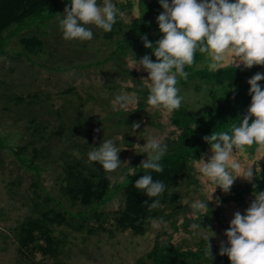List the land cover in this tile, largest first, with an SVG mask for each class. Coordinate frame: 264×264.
Here are the masks:
<instances>
[{
  "label": "rangeland",
  "instance_id": "1",
  "mask_svg": "<svg viewBox=\"0 0 264 264\" xmlns=\"http://www.w3.org/2000/svg\"><path fill=\"white\" fill-rule=\"evenodd\" d=\"M116 1L119 0L113 3ZM132 1L135 9L126 14L125 22L140 14L138 0ZM70 2L57 0L38 17L16 22L0 34V264H13L15 227L25 215H37L39 209H52L89 222L81 232L66 230L67 246L62 254L54 259L40 256L43 264H135L154 245L155 264H203L207 258L205 237L209 238L211 250L222 242L227 245L224 233L234 213L244 214L255 199L254 191L264 192V150L257 151L259 145L255 143L237 151L236 159L242 166L254 165L255 169L257 165L256 179L249 183L238 177L228 193L220 188L215 190V184L195 166L196 160H206L211 155L210 145L203 137L211 135L214 129L218 132L215 125L224 116L223 110L214 106V99H221L225 91L230 94L238 88H249L247 80L255 73L230 84L207 82L205 73L217 72L215 69L231 63L213 68L209 53L196 52L193 64L185 65L187 79L178 77L179 95L183 97L181 108L153 109L144 102L148 90L141 78L147 77V73L130 70L134 57L139 60L148 55L155 61L152 49L145 48L141 38L129 36L118 21L107 33L90 25L94 35L91 41L64 40L58 28V15ZM32 35L41 39L42 45L22 43L31 40ZM147 37L154 44L162 34L151 30ZM258 72L264 73V67ZM68 87H75L76 94L60 102L57 90ZM211 91L216 93L215 97ZM132 92L138 98L143 95L137 104L126 109L113 108L116 95ZM14 94L36 97L15 105L9 101ZM29 116L68 129L49 158H35L30 146L21 147L31 137L25 129L31 125ZM134 122L140 123L135 133L131 129ZM184 131L192 133L189 139L184 145L179 143L174 153H166L161 161L163 164L169 158L186 160L189 167V173L173 190L178 194L175 211L164 207L162 214H170L167 226L153 229L150 223L145 235H131L129 231H116L113 236L102 231L89 233L88 227L97 223L92 215H110L122 208L125 185L145 170L140 164L147 154L141 153L136 144L143 146L149 135L176 137ZM108 139H113L121 149L119 159L127 164L107 172L110 184L101 202L85 206L72 201L62 191L60 151L80 154L81 144L86 143L88 151ZM196 199L208 202L209 209L194 217L190 203ZM194 223L201 224L203 235L190 229Z\"/></svg>",
  "mask_w": 264,
  "mask_h": 264
},
{
  "label": "clouds",
  "instance_id": "2",
  "mask_svg": "<svg viewBox=\"0 0 264 264\" xmlns=\"http://www.w3.org/2000/svg\"><path fill=\"white\" fill-rule=\"evenodd\" d=\"M158 2L163 11L156 17V22L162 37L154 44L146 34L141 37L144 47L152 49L156 60L144 55L139 60L134 57L130 62V70L147 73L141 81L148 90L146 102L153 109L173 111L181 108L183 97L179 95L178 77L187 79L185 65L193 64L196 52L209 53L213 68L227 62L234 68L264 66V0ZM118 17L122 20L127 18L113 0H102V3L98 0H71L63 13L58 15V28L64 40L91 41L94 35L90 25L106 33L111 32ZM262 80L264 73L261 72H256L247 80L251 103L239 123L231 126L230 132L218 131L203 137L210 145L211 155L206 160L204 157L196 160L195 166L203 177L215 184V190L220 188L228 193L238 177L249 183L256 179L257 165L255 169L254 165L242 166L236 159V153L253 143L259 145L257 151L264 150V87L259 83ZM138 99L135 92L121 93L115 96L112 106L114 109H126L137 104ZM139 128L138 122L131 125L133 133ZM144 141L143 146L136 144L141 153L147 154L140 167L163 173L161 161L168 148L165 137L149 135ZM120 152L114 140L108 139L93 147L87 153V160L99 163L105 172L111 173L121 164H127L119 159ZM134 188L152 200L151 203L144 201L148 210L152 211L161 207L160 200L152 198L161 196L167 185L146 173L135 181ZM253 188H256L255 184ZM253 195L255 199L244 214L236 211L224 233L227 246L222 242L219 254L226 255L231 264H264V192L254 191ZM190 209V214L195 217L209 209L208 202L196 199L190 203ZM149 221L153 229L167 226L163 217H149ZM190 229L203 235L201 224L194 223ZM205 239L206 255L211 259L209 238Z\"/></svg>",
  "mask_w": 264,
  "mask_h": 264
},
{
  "label": "trees",
  "instance_id": "3",
  "mask_svg": "<svg viewBox=\"0 0 264 264\" xmlns=\"http://www.w3.org/2000/svg\"><path fill=\"white\" fill-rule=\"evenodd\" d=\"M57 0H0V34L9 26L16 22H21L30 17H38L46 8L54 4ZM115 4L126 14L132 13L135 9V3L132 0H119ZM140 14L134 18L124 21L117 18V24L124 26L126 33L131 37L141 38L143 35L149 36L151 30L160 33L159 26L156 22V17L163 11L158 0H138ZM120 26L122 29L123 27ZM31 40L23 41L24 45L40 46L41 39L36 35H32ZM264 66H253L245 69L243 66L234 68L231 66L219 67L206 75L207 82H215L223 85L225 83L237 82L239 79L246 78L252 73L258 72ZM219 69V70H218ZM226 74V75H224ZM264 87V80L259 82ZM211 96L215 97L216 93L211 91ZM76 94L75 87H68L57 90V99L60 102L66 97H71ZM36 94H28L26 98L22 95L14 94L10 97V102L15 105H20L24 102L34 100ZM140 95L139 98H142ZM144 102H146L147 97ZM214 106L223 110L224 116L218 125V131L230 132L233 124H238L239 120L246 114V110L251 103V96L249 95V88L242 87L236 89L233 93L228 94L224 92L221 99H214ZM223 114V113H221ZM218 119V118H217ZM216 119V120H217ZM27 133L31 136L29 140L25 141L26 145L23 148L30 146L31 152L35 158L43 159L49 158L55 151L58 143L64 138L66 132L63 125H56L51 121H43L37 119L36 116H29ZM190 124H192L190 122ZM188 127V126H186ZM181 127L178 126L180 130ZM215 130V129H214ZM212 131V133L214 132ZM211 133V134H212ZM192 133L184 131L182 135L176 137H166L165 143L168 145L166 153H174L177 150L179 143L185 144ZM36 137L37 142L35 144ZM80 154L68 152L66 150L60 151V158L62 159L63 185L62 191L72 201H77L81 205L89 206L101 202L109 187L110 179L107 172L99 163L87 160L86 143L81 144ZM206 146V145H205ZM1 148V147H0ZM1 151V149H0ZM164 167L163 173L151 172V170H143L138 175L133 177L124 187V206L114 213L106 215L104 212L95 213L92 215L93 219L97 221L96 224L88 227L89 233L102 231L113 236L116 231H129L132 235H145L149 230V217L159 219L163 217L166 221L169 219L162 213L164 207L171 212L175 211L178 203V194L173 190L180 184L183 178L189 173V167L186 160L169 158L167 162L162 164ZM150 173L153 179L163 180L167 188L165 192L152 199H159L161 207L149 211L144 201L152 202L142 191L134 188V183L141 175ZM16 182V181H15ZM19 183V182H17ZM10 184V183H9ZM37 205L34 204V208ZM169 212V213H171ZM37 215H25V217L15 227L16 237V255L13 264H43L41 257H57L62 254L67 246V231L78 233L83 231L85 224H88L87 219H80L78 217H70L68 215L59 213L52 209H39ZM220 246H216L211 250L212 258L208 256L203 264H231L226 255L221 256ZM227 246V245H225ZM156 245H154L147 253L140 257L135 264H155L154 252ZM53 264V263H52Z\"/></svg>",
  "mask_w": 264,
  "mask_h": 264
}]
</instances>
